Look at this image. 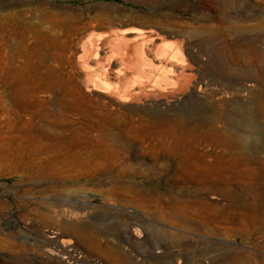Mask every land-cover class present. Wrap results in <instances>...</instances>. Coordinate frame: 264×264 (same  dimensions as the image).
<instances>
[{
	"label": "rangeland",
	"instance_id": "obj_1",
	"mask_svg": "<svg viewBox=\"0 0 264 264\" xmlns=\"http://www.w3.org/2000/svg\"><path fill=\"white\" fill-rule=\"evenodd\" d=\"M89 24L181 35L172 41L184 38L215 80L203 90L254 108L256 131L153 138L110 123L119 134L99 136L96 111L65 106L63 90ZM1 53L7 67L42 53L20 86L58 88L78 136L59 134L64 123L24 136L0 90V264H264V0H0Z\"/></svg>",
	"mask_w": 264,
	"mask_h": 264
},
{
	"label": "bare ground",
	"instance_id": "obj_2",
	"mask_svg": "<svg viewBox=\"0 0 264 264\" xmlns=\"http://www.w3.org/2000/svg\"><path fill=\"white\" fill-rule=\"evenodd\" d=\"M89 25L75 37L74 48L71 49L73 62L68 60L72 62L68 72L70 77L63 83V90L67 93V97H64L65 106L81 103L96 111H93L95 115L91 120L95 122L94 125L97 123L98 127L96 126L94 132L99 136L119 134L110 129V123L117 126L115 129L122 127L126 136L241 137L256 131L254 108L240 105L238 102L231 105L224 99L214 98L217 90H203L202 82L205 86H210L215 80L204 72L205 62L196 58L184 38L175 43L172 41L181 35L171 34L165 29L157 31L146 27V24L142 27L131 26L123 29H113L104 24L98 25L97 28ZM170 37L174 39H168ZM168 40L173 43H167ZM33 54L18 65L9 67L2 62V53L0 54V90L8 91L6 92L10 94L13 106L19 111L12 128L21 124L24 136H39L44 132L48 136L49 132L52 133L54 128H57L58 123H64L68 127L60 128L59 134H76L77 132L70 128L76 119L72 122V118L70 117V120L68 117L71 113H66V108L57 102L58 88H45L37 81L34 87L20 86L21 73L32 69L38 75L44 67L42 53ZM3 101L4 96L0 93V106ZM2 114L0 111V116ZM19 129H13L11 132L21 136ZM181 140H175L178 147L182 146ZM227 140L228 145L235 142L233 139ZM188 154L189 152L185 155ZM196 159L197 163L200 158ZM186 165V168L192 169L190 162L183 163V166ZM193 166L196 168L195 164ZM240 216L243 215L239 214ZM129 230H126L129 239L140 238L141 234L134 233L136 230Z\"/></svg>",
	"mask_w": 264,
	"mask_h": 264
}]
</instances>
